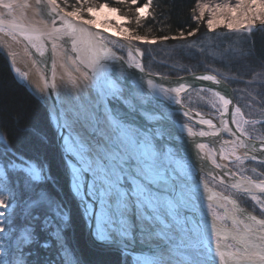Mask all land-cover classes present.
<instances>
[{"label":"snow or ice","instance_id":"1","mask_svg":"<svg viewBox=\"0 0 264 264\" xmlns=\"http://www.w3.org/2000/svg\"><path fill=\"white\" fill-rule=\"evenodd\" d=\"M117 3L131 15L98 0H75V4L35 0L43 28H24L14 19L6 26L5 17L0 16V33L17 43L21 36L29 57V49L39 57L33 64L40 65L43 73L40 96L45 102L53 101L51 119L61 134V186L79 200L81 219L97 247L131 256L132 264H196L193 249L207 257L204 264H214L213 256L219 264H264V218L258 219L235 200L210 190L207 180L209 176L219 178L226 187L247 193L264 216V179L245 176L243 167L246 160L264 166V138L259 145L252 142L242 127V122L249 123L244 113L232 106V98L220 87L211 86L221 83L215 75H194L191 81L181 78L167 85L149 79L153 93L174 104L180 116L189 117L183 111L181 93L199 88L215 98L212 107L219 113V123L200 116L197 123L207 127L199 131L179 124L192 152L190 163L177 166L168 143L171 133L161 123L163 117L142 114L127 69L139 71L143 79L144 53L135 42L186 39L185 33L181 30L179 36L148 39L137 29L149 17L152 0ZM19 6L17 0H0V9L9 17ZM191 11L193 21H204L210 32L223 27L228 32L250 33L257 22L264 27V0H196ZM107 14H116V19ZM133 22L136 28L131 26ZM197 31L194 28L187 35L194 36ZM58 60L67 74L64 87L71 97L67 107L55 83ZM259 67V72L252 71L264 78V64ZM13 72L27 80L14 66ZM81 121L89 124L90 138L73 139L64 134L65 128ZM225 133L230 139H222ZM196 137L210 139L206 143ZM241 150L243 156L237 155ZM217 157L229 163L234 158L239 173L219 163ZM213 169L219 171L213 173ZM251 171L264 174V168L261 173L255 167ZM223 177H228L227 182ZM51 184H60V178L51 175L45 161L0 135V264H80L78 253L65 239L74 223L71 197H54ZM228 221L232 228L225 231ZM137 241L141 245L158 243L155 250L149 249L151 255H143L133 251Z\"/></svg>","mask_w":264,"mask_h":264},{"label":"trees","instance_id":"2","mask_svg":"<svg viewBox=\"0 0 264 264\" xmlns=\"http://www.w3.org/2000/svg\"><path fill=\"white\" fill-rule=\"evenodd\" d=\"M107 2L112 7H118L122 12L131 15L117 0H98ZM144 0H140L143 3ZM196 0H152L150 15L143 20V25L137 29L138 34L147 35L148 39L161 36H179L184 31L186 39L200 41L209 33L204 21L196 23L192 19V8ZM69 4H75V0H69ZM123 23H125L123 21ZM136 28L135 23L131 25ZM198 28L196 35L188 36L192 29ZM227 41L218 46L216 54L211 56H188L177 52L169 57L161 65L159 57H165L166 53L159 56L152 44L140 45L143 55L145 69L153 74L179 77L181 75L207 72L213 70L220 72V77L231 86L234 91L235 102L248 119H260L264 122V113L256 114L249 98L264 104V82H254L260 71V65L264 64V27L256 26L252 32L231 34L226 36ZM179 39L157 41L156 44L165 43L167 46L177 44ZM161 47H164L163 45ZM234 49L225 53L227 49ZM173 52V51H172ZM158 58L154 61L155 56ZM155 58V59H156ZM164 60V59H163ZM208 65V66H205ZM255 69L256 72H253ZM230 75L234 80H228L224 76ZM248 81H252L247 84ZM238 90L243 93H238ZM249 95V96H248ZM264 108V107H261ZM264 110V109H263ZM256 125V131L252 127L249 130L253 133L251 138H264V123ZM0 135L10 140L13 146L21 148L38 155L50 168L53 177L60 178V184H51L50 192L54 197L69 200L71 193L64 184L63 171L60 168L61 152H58L57 134L54 130L50 114L45 104L24 84L17 81L14 72L0 52ZM252 166L261 173L264 166L259 162H253ZM255 179H264V174L254 176ZM239 205L257 217L264 218L259 212V206L255 205L248 194L235 197ZM264 199V195H261ZM69 207L72 209L73 225L67 229L65 237L69 248L75 249L79 255L80 264H132L131 257H124L114 248H99L93 242L89 229L81 219L79 203L75 197H71Z\"/></svg>","mask_w":264,"mask_h":264},{"label":"rangeland","instance_id":"3","mask_svg":"<svg viewBox=\"0 0 264 264\" xmlns=\"http://www.w3.org/2000/svg\"><path fill=\"white\" fill-rule=\"evenodd\" d=\"M211 2L212 3H219V2H221V0H211ZM229 2L235 3V0H229ZM107 15L110 18H112L113 20L116 19V14H107ZM120 23L123 24V21H120ZM258 25H260L259 22L256 23V26H258ZM241 33H247V32H240V33L228 32L223 27H217L215 31H211V32L209 31V33H207L200 41L195 42V41H190V40L179 39V42H177V44L171 45V47L167 46V44H165V43L152 44L153 46H151V47H152V49L155 50V52L159 56L165 55V57H159L157 55L155 56V58L159 57V59H160V60H158L160 63L158 65H161L163 62L167 61L169 59V57L173 56V53H174V55H176L177 52H178V54L181 53V54L188 55V56H195V54H196V57H198V56L214 57V55H221L219 53L216 54V51L219 48L218 46H220L221 44H223L224 42L227 41V38H226L227 35L241 34ZM113 39H118V38L114 37ZM135 43H136V46L139 48V50H141V52H142V49H141L140 45H138V44H143V43H141V42H135ZM162 45L164 47H161ZM231 50H234V49H232V48H230L228 50L226 49L225 53H228ZM117 53L121 54L119 51ZM163 53H166V54H163ZM123 54H124L125 58L127 59V49L124 50ZM161 54H163V55H161ZM155 58H154V61H156L158 59V58H156V59ZM142 61H143V56H142ZM143 64H144V62H143ZM205 66H208V65H205ZM198 73H207V74L215 75L217 78H219L225 82V80L220 77V72H214L213 70L207 71V72L205 71V72L189 73V74H185V75H194V74H198ZM157 75H162V74H157ZM162 76H164V75H162ZM181 76H184V75H181ZM168 77H172V76H168ZM224 77L226 79H228L229 81L234 80V78H232L230 75H225ZM258 81L264 82V78H261L258 76L257 78H255L254 82H258ZM249 82L250 81H248L247 84H250ZM239 92L240 91L238 90V93ZM240 93H243V92H240ZM214 99L215 98H213L210 93L203 91V90H200L199 88L197 90H191L190 89L187 92H185L184 94H182V96H181L182 104L184 106H186L187 108H189V109H191L197 113H200L203 115H209V116H212V117L218 119L219 113L215 112L213 107H212ZM249 99L251 101L252 107L254 108L252 110L255 111L256 114L264 113V110H263L264 108H261V107H264V104H262V103L259 104V102H257L256 100H254L252 98H249ZM149 102L151 104H153L154 106H156L157 108H159L160 110H162L163 113L166 114L172 121L177 122V123L178 122L183 123V124L186 123L194 131L200 130L199 126L194 125L192 123H189L183 116H180L179 114H177L173 111L165 109L164 107L159 105L156 101L149 100ZM215 102L218 104V101H215ZM241 112H243L242 109H241ZM244 120L249 121V123H247V124L242 122V127L247 129L248 135L253 134L249 130V127H252L254 129V132H255L256 131V125L261 122V120L258 118L250 120L245 115H244ZM253 139L261 140L262 137H259V136L257 137V135H255V137H253ZM209 147H211V145H209ZM207 151H208V148H206V152ZM172 153H173V160L176 162L177 166L184 164V163H190V161L187 159L185 154H183L181 151L172 148ZM241 156H243V154ZM253 162H257V161L246 160L244 165H243V167L245 169H247V171L244 173V175L247 177H252L255 175L251 171V169L254 167V166H252ZM226 165L231 170L237 171L239 173V166L234 161V158H233V163H229L228 161H226ZM207 180H208L209 186H211L212 188H214V189L218 190L219 192L225 194L226 196L230 197L231 199L235 200L236 203H238V201L235 198L236 196L247 194V193H243V192H236L235 190L229 189L226 186H222L218 182L214 181L210 176L207 178ZM257 180H259V179H257ZM228 208H229V210L231 209L230 205H228ZM257 218H260V217H257ZM225 225L232 227L230 221L225 222ZM131 259H132V257H131Z\"/></svg>","mask_w":264,"mask_h":264},{"label":"bare ground","instance_id":"4","mask_svg":"<svg viewBox=\"0 0 264 264\" xmlns=\"http://www.w3.org/2000/svg\"><path fill=\"white\" fill-rule=\"evenodd\" d=\"M17 4L20 5L17 7L13 14L16 15L18 18H20L22 21L29 22V23H42V21L37 17L36 12H35V0H17ZM27 5L26 7L24 5ZM3 9H0L2 11ZM20 40L19 43L9 39L7 36L3 35V33H0V51L6 56L7 60L9 61L11 67L13 66L19 70V72L24 73L27 76V80L22 81L16 74L17 79L24 84L28 89H31V91L40 99V90L43 89L44 87V82L41 79V76L43 73L40 71V65H35L33 64V55L32 58L29 57V55L25 51V43L18 37ZM121 43H123L121 41ZM7 45V48L4 47V45ZM138 48V47H137ZM139 49V48H138ZM30 51V50H29ZM8 52L13 53L12 57H9ZM142 59V57H141ZM137 76L130 74L129 77V83L132 86V90L137 93L138 98L136 99V103L138 107L142 110V114L146 113L147 115L151 116H156L160 115L162 116V110L154 106L149 102V100H154L156 101L159 105L164 107L165 109H168L170 111H173L177 113L176 111V106L174 104L165 102L162 98H160L157 94H154L153 91L148 87V80L151 79L143 73V79H141V73L136 70ZM198 75H204V74H198ZM211 75V74H208ZM63 77V79H61ZM168 77V76H167ZM217 78V77H216ZM220 82L222 81L221 79L217 78ZM67 80V74L66 70L62 67H60V62L59 60L57 61V66H56V84H57V90L60 93V97L62 101L64 102L65 106L67 107L70 103L71 97L68 95V92L66 88L64 87L65 81ZM154 83H159L161 85H167L169 83H160V82H155L153 79H151ZM192 79H189L187 81H191ZM200 82H207V81H195V83L198 85ZM210 83V82H209ZM222 82L220 83V85ZM219 85V86H220ZM190 90V89H189ZM187 92V91H186ZM185 92L181 93L184 94ZM227 93V92H226ZM228 94V93H227ZM181 98V97H180ZM43 100V99H42ZM45 102V100H43ZM51 109V104L50 101L45 102ZM238 107V106H237ZM184 111V110H183ZM178 114V113H177ZM200 116H204L206 118H211L213 119L214 123H219V118H214L209 115H203L198 113L195 116L189 115V117H184L189 123H192L194 125L199 126L200 130L203 128H206L207 126H202L197 123L198 119ZM163 117V116H162ZM147 118V117H146ZM166 122V119L163 117L161 123ZM183 124V123H178ZM89 124H87L84 121H81L78 124L73 125V127L70 129L71 131L80 133L82 137H89L90 138V132L88 131L89 129ZM103 127V125H102ZM84 133H87L89 135H83ZM224 140H228L226 136H223ZM217 149H219V144L216 145ZM206 151V149H205ZM237 155H242L243 151H238L236 153ZM218 162L221 164L226 165V160H219L217 157ZM228 168V166H227ZM211 190V189H210ZM231 207V205H230ZM192 259L196 264H204L202 260H200L197 257L192 256Z\"/></svg>","mask_w":264,"mask_h":264},{"label":"water","instance_id":"5","mask_svg":"<svg viewBox=\"0 0 264 264\" xmlns=\"http://www.w3.org/2000/svg\"><path fill=\"white\" fill-rule=\"evenodd\" d=\"M0 16H4L5 17V25L7 26L8 22L10 20H15L19 23V25L21 27H24V28H27V27H33V28H43L44 25L43 23H29V22H25V21H22L20 18H18L16 15L12 14L11 17H9L7 15V13L5 12V10H2L0 11ZM20 37V39L25 43L26 45V41L23 40V38L21 36H18ZM31 52H32V55L34 57V59H39V57L35 54V52L31 49H29ZM141 51V50H140ZM1 52V51H0ZM50 54V53H49ZM119 55V53H117ZM5 56V55H4ZM6 58V56H5ZM7 59V58H6ZM9 62V61H8ZM143 62V61H142ZM50 63L48 65V67L50 68ZM41 67V66H40ZM12 68V67H11ZM13 70V68H12ZM127 72L132 74V75H136L137 76V73H136V70L135 69H127ZM146 75H148V77H150L151 79H153L155 82H160V83H172V82H178L181 78L185 79V80H189V79H192V77L194 75H198V74H207V73H198V74H194V75H184V76H179V77H166V76H162V75H157V74H153V73H150L148 72L146 69H145V72H144ZM49 76L51 75V73L49 72L48 73ZM14 75L16 77V74L14 72ZM17 79V77H16ZM18 82H20L18 79H17ZM222 84L220 86H217V85H211L213 88H216V87H220L222 91L224 92H227L228 95L232 98V106H237L236 105V102H235V96H234V91L233 89L231 88L230 85H228L226 82L224 81H221ZM21 83V82H20ZM56 83V82H55ZM198 85H210L209 82H200L198 83ZM40 99V98H39ZM44 104L45 106L47 107L48 111H49V114H50V120H51V124L54 128V130L56 131V134H57V141L60 139V133L58 132L56 126H55V121H53L51 119V109L50 107L42 100L40 99ZM53 101H50V104L52 105ZM183 105V104H182ZM231 107V106H230ZM183 110L184 111H187L189 115L191 116H195L197 115L198 113L187 108L186 106L183 105ZM162 116L166 119V122L162 123L165 128L171 133V139L168 141V143L172 146V148H175L179 151H181L182 153H184L186 155V157L188 158V160L191 162V159H190V156H191V152H192V149L190 147V142H189V138L186 136V133H182L181 132V129L180 127L178 126V123L177 122H174L172 121L166 114H164L163 112L161 113ZM138 123H141V124H144L145 121L144 120H138ZM64 134L67 135V134H70L71 137L73 139H77V138H84L82 137V135L80 133H77V132H74V131H71L70 129L68 128H65L64 129ZM83 135H89L87 133H84ZM183 136V139L181 138ZM223 136H226L228 139H230V137L225 133L223 134ZM222 136V138H223ZM196 139L198 140H203L204 142H208V140L210 138H200V137H196ZM187 142V143H186ZM252 142L259 145L260 144V140H257V139H253L252 138ZM61 154L63 155V153L61 152ZM257 155H259V149H257ZM258 162V161H257ZM211 167V165H209ZM219 170L217 169H213V173H216L218 172ZM212 178V176H210ZM213 179V178H212ZM224 181L227 182L228 180V177H223ZM214 180V179H213ZM214 181L220 183V179L217 178L215 179ZM221 184V183H220ZM225 186V184H222ZM209 188L212 190V191H216L218 193H221L219 192L218 190L212 188L211 186H209ZM230 189H232L230 186L228 187ZM223 194V193H222ZM225 195V194H223ZM260 195V194H258ZM226 196V195H225ZM228 197V196H227ZM229 199H231L230 197H228ZM77 200V202L79 203V200L77 198H75ZM233 200V199H232ZM238 204V203H237ZM240 206V205H239ZM241 207V206H240ZM259 219V218H258ZM232 227H229V226H226L224 225V230L225 231H229L231 230ZM89 229V228H88ZM90 234V232H89ZM92 238V237H91ZM156 243L158 242H153L151 244H144V245H141L139 243V241H137V243L133 246V251L135 252H142L143 255H151V252L149 251V249H153L155 250L156 248ZM192 256L194 257H197L199 258L200 260H202L204 262V260L207 258L206 256L204 255H198L196 250H192ZM211 259L214 261V264H219V260L218 258L216 257H211Z\"/></svg>","mask_w":264,"mask_h":264},{"label":"flooded vegetation","instance_id":"6","mask_svg":"<svg viewBox=\"0 0 264 264\" xmlns=\"http://www.w3.org/2000/svg\"><path fill=\"white\" fill-rule=\"evenodd\" d=\"M173 149H175V148H173ZM184 154V153H183ZM186 156V155H185ZM188 159V158H187ZM220 184V183H219ZM220 185H222V184H220ZM222 186H224V185H222ZM228 188V187H227Z\"/></svg>","mask_w":264,"mask_h":264},{"label":"crops","instance_id":"7","mask_svg":"<svg viewBox=\"0 0 264 264\" xmlns=\"http://www.w3.org/2000/svg\"><path fill=\"white\" fill-rule=\"evenodd\" d=\"M230 189V188H229ZM232 190H234V189H232Z\"/></svg>","mask_w":264,"mask_h":264}]
</instances>
